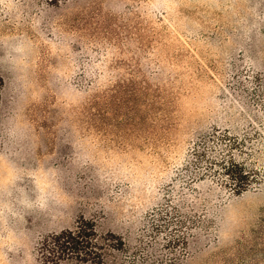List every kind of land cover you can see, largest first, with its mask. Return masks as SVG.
Wrapping results in <instances>:
<instances>
[{"label": "rangeland", "instance_id": "374dc122", "mask_svg": "<svg viewBox=\"0 0 264 264\" xmlns=\"http://www.w3.org/2000/svg\"><path fill=\"white\" fill-rule=\"evenodd\" d=\"M0 75V264L80 219L150 264L181 233V264H264V0H0Z\"/></svg>", "mask_w": 264, "mask_h": 264}, {"label": "trees", "instance_id": "16d2710c", "mask_svg": "<svg viewBox=\"0 0 264 264\" xmlns=\"http://www.w3.org/2000/svg\"><path fill=\"white\" fill-rule=\"evenodd\" d=\"M3 88L4 79L0 75V102ZM199 156L203 157V154ZM208 164L220 168L223 187L236 196L260 185L263 180L245 164L235 162L232 156L220 155L219 159L211 156ZM158 246L149 248L154 250L156 264H181L187 253V238L183 233L170 235L162 245L163 251H167L164 255L160 254ZM37 253L42 264H150L152 261L143 239L136 247L128 249L122 238L109 233L100 235L93 222L84 219H80L73 229L47 236L39 244Z\"/></svg>", "mask_w": 264, "mask_h": 264}]
</instances>
